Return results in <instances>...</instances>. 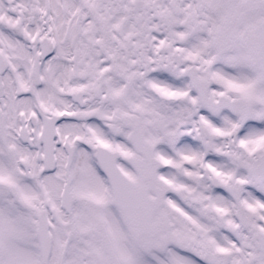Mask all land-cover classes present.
<instances>
[{
  "label": "snow or ice",
  "instance_id": "snow-or-ice-1",
  "mask_svg": "<svg viewBox=\"0 0 264 264\" xmlns=\"http://www.w3.org/2000/svg\"><path fill=\"white\" fill-rule=\"evenodd\" d=\"M0 264H264V0H0Z\"/></svg>",
  "mask_w": 264,
  "mask_h": 264
}]
</instances>
